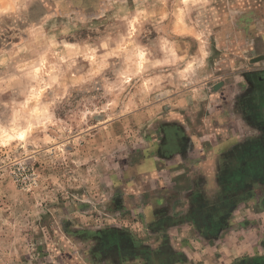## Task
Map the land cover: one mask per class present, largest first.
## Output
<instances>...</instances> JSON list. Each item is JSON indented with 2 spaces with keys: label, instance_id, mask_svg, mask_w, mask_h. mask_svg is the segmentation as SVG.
Returning <instances> with one entry per match:
<instances>
[{
  "label": "clouds",
  "instance_id": "clouds-1",
  "mask_svg": "<svg viewBox=\"0 0 264 264\" xmlns=\"http://www.w3.org/2000/svg\"><path fill=\"white\" fill-rule=\"evenodd\" d=\"M0 264H264V0H0Z\"/></svg>",
  "mask_w": 264,
  "mask_h": 264
}]
</instances>
